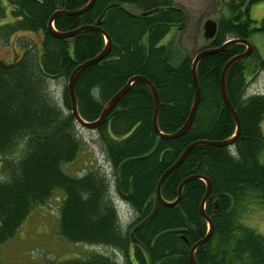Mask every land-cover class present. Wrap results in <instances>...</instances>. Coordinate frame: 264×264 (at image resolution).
Returning <instances> with one entry per match:
<instances>
[{"label": "trees", "instance_id": "trees-1", "mask_svg": "<svg viewBox=\"0 0 264 264\" xmlns=\"http://www.w3.org/2000/svg\"><path fill=\"white\" fill-rule=\"evenodd\" d=\"M89 1L0 0V41L13 50L9 60L0 56V244L16 235L34 207L59 197V233L72 242L110 246L114 253L88 251L49 264H191L190 248L209 232L200 210L209 179L212 190L205 212L213 230L196 248L197 262L264 264V232L242 221L250 206L264 209V92L246 91L250 57L235 62L226 77L240 134L230 145H196L161 186L163 198L173 201L185 178L200 176L185 183L178 204L193 227L185 226L176 206L160 203L152 219L132 230L153 211L161 175L189 144L221 141L236 133V120L221 95L220 75L230 58L247 49L241 41L205 55L197 64L200 102L184 134L165 138L156 132L153 94L145 82L134 80L95 129L110 172L93 166L72 176L66 170L86 143L71 111L67 84L58 96L53 82L67 83L78 64L104 49L106 39L92 29L57 37L48 25L56 11H73ZM259 1L264 0H225L226 13L218 19L216 35L193 53L183 49L174 33L163 41L172 27L181 30L188 19L174 0H95L81 14H59L53 20L57 31L95 24L101 17V27L111 37L109 53L76 75L80 115L87 121L97 119L133 76L142 75L159 92L160 132L174 133L193 105L195 55L264 33V19L256 25L250 15ZM257 51L254 48L258 65H252L264 70V53ZM111 191L130 194L122 196L130 216L121 224Z\"/></svg>", "mask_w": 264, "mask_h": 264}, {"label": "rangeland", "instance_id": "rangeland-1", "mask_svg": "<svg viewBox=\"0 0 264 264\" xmlns=\"http://www.w3.org/2000/svg\"><path fill=\"white\" fill-rule=\"evenodd\" d=\"M174 2L175 5L185 9L188 19L183 29L179 30L172 27V30L163 41L166 42L174 33L176 40H179L184 46L183 49L185 48L193 53L203 45L206 39L204 37L205 21L212 19L218 22V19L226 13L225 0H174ZM250 15L252 19L257 21L255 24L260 25L264 19V1L255 3L251 8ZM177 31H183V33H176ZM249 40L261 54L264 53V33L256 32ZM12 54L13 50L0 41V56L9 60ZM254 54L256 55L255 52ZM254 61L255 58L247 59V77L249 80L247 93L264 92V70H257L256 67H253ZM65 84L66 81L64 80H54L53 88L58 96L61 93L63 94ZM262 126L264 131V121ZM80 130L85 137L86 149L79 153L75 161L65 165L66 170L72 176H78V174L89 170L93 166H103L107 172H110L103 146L98 140L95 130L84 127ZM262 159L264 161V151ZM60 191V193L63 192V190ZM110 193L119 208L121 214L119 221L121 224L125 218L130 216L129 208L122 199L123 195L113 191ZM59 203L60 198L53 197L45 204L34 207L16 235L0 244L1 264H49L50 262L58 263L67 258L80 256L88 251H98L110 255L114 253L110 246L72 242L62 236L58 230ZM242 221L257 229L258 232H264V209L258 205H254L253 208L250 206L247 211L242 213ZM118 259L121 262V256Z\"/></svg>", "mask_w": 264, "mask_h": 264}, {"label": "water", "instance_id": "water-1", "mask_svg": "<svg viewBox=\"0 0 264 264\" xmlns=\"http://www.w3.org/2000/svg\"><path fill=\"white\" fill-rule=\"evenodd\" d=\"M94 2H95V0H90L85 6L79 8V9L73 10V11L58 10L52 15V17L49 21V25H48L51 33L57 37L66 38V37H70L76 33H79L81 31L92 29V30H97V31L102 32L106 38V46L104 47V49L99 54H97L96 56L89 58V59L85 60L84 62L78 64L68 78L67 89H68L69 97L71 99L72 113H73L76 121H78V124L84 128H87L90 130H95L99 125H101L102 123H104L106 121L108 114L116 106L119 99L126 93L130 84L134 80H142L143 82H145L150 87V90L153 94L154 105H155V109H154V113H153V126L157 132L161 133L160 129H159V124H158V113H159V108H160L159 92H158V89L156 88V86L147 77L142 76V75L133 76L129 80V82L106 103V105L104 106V108L102 110V113L100 114V116L97 119H95L93 121H87L81 117L79 110H78L77 96H76L75 88H74L76 75L82 68L103 59L109 53V50L111 48V37L106 33V31L104 29H102V27H101V19L102 18L101 17L98 19L97 23H95V24L82 25V26H80L76 29L70 30V31H57L54 28L53 20L61 13H69V14H73V15L81 14L82 12L90 9L93 6ZM217 29H218L217 21L212 20V19H207L204 23V37L206 39L213 38L217 33ZM240 41L247 44V46H248L247 49L244 52L237 54V55L233 56L232 58H230L225 63V65L221 71V75H220L221 95H222V98H223L226 106L231 111V113L233 114V116L236 120V123H237L236 133L234 134L233 137H231L229 139L221 140V141L198 140V141H195V142L189 144L185 148V150L182 152L179 159L163 173V175L160 178L159 183L157 185V189H156V207H155L153 213L151 215H149L146 219H144L141 223L147 221V219L152 218L156 214L159 204L162 203L163 205L176 206L177 211H178L180 217L182 218V220L184 221V223L189 228L193 227L192 224H190L188 219L185 217L184 213L182 212V210L178 204H179L180 199L182 197V188L185 185V183L194 177H200V176L199 175H193V176H189V177L185 178L179 186L178 197L176 199H174L173 201H170V202L164 200L162 193H161V186H162V183H163L164 179L166 178V176L184 160V158L187 156L188 152L193 147H195L196 145L201 144V143H209V144H214V145H230L235 141V138L240 134L241 122H240L239 115L237 114L236 110L234 109V107L231 103L230 97L228 95L227 86H226V77H227V73H228L229 68L235 62H237L238 60L245 58V57L252 54L254 47L251 45L249 40H247V39L229 40L228 42L224 43L220 47L205 48V49H202L201 51H199L195 55V57L193 59V64H192L193 75H194V84H195V97H194V101H193V105H192L189 117L186 120V122L183 124V126L181 128H179L177 131H175L174 133L162 134V136L165 138H174V137H177V136L184 134L192 125L194 118H195V115H196V112H197V109H198V106H199V102H200V85H199L198 76H197V64L199 63V61L205 55H207L209 53H215V52L221 51L222 49H224L228 45H230L234 42H240ZM206 182H207V193L205 194V196L203 197V199L201 201L200 210H201L202 215L209 221V232L207 233V235L205 237L200 239L198 242H196L190 248L189 260H190L191 264H199L196 260V257H195V250L199 245L205 243L208 240V238L211 236L212 230H213V223L210 220L209 216L205 212V202L211 193L212 186H211V182L209 179H206ZM129 195L130 194H126L125 196L129 197ZM132 239L134 242H137V240L134 238L133 235H132Z\"/></svg>", "mask_w": 264, "mask_h": 264}, {"label": "bare ground", "instance_id": "bare-ground-1", "mask_svg": "<svg viewBox=\"0 0 264 264\" xmlns=\"http://www.w3.org/2000/svg\"><path fill=\"white\" fill-rule=\"evenodd\" d=\"M66 84H67V83H66ZM66 86H67V85H66ZM118 92H119V91H118ZM118 92H117V93H118ZM71 111H72V110H71ZM204 114H205V113H204ZM81 117H82V116H81ZM76 122H78V121H76ZM86 129H87V128H86ZM155 130H156V129H155ZM156 132H157V131H156ZM157 133H158L161 137H163V136H162L163 133H159V132H157ZM180 156H181V155H180ZM180 156H179V157H180ZM178 159H179V158H178ZM178 159H177V160H178ZM175 162H176V161H175ZM175 162H174V163H175ZM172 165H173V164H172ZM172 165H171V166H172ZM168 168H169V167H168ZM168 168H167V169H168ZM167 169H166V170H167ZM166 170H165V171H166ZM165 171H164V172H165ZM162 175H163V174H162ZM162 175H161V177H162ZM196 175H197V174H196ZM191 176H193V175H191ZM161 177H160V178H161ZM194 178H196V177H194ZM192 179H193V178H192ZM159 180H160V179H159ZM158 183H159V181H158ZM158 183H157V185H158ZM206 183H207V182H206ZM162 184H163V183H162ZM180 184H181V183H180ZM179 186H180V185H179ZM183 187H184V186H183ZM156 189H157V187H156ZM178 189H179V188H178ZM182 190H183V188H182ZM206 193H207V192H206ZM125 195H126V194H124L123 196H125ZM164 200H166V199H164ZM166 201H168V200H166ZM169 202H170V201H169ZM161 204H162V203H161ZM154 206L156 207V198H155V205H154ZM155 207H154V209H155ZM158 207H159V206H158ZM154 209H153V211H154ZM157 210H158V209H157ZM153 211H152L150 214H148L146 217H144L143 220L146 219L149 215H151V214L153 213ZM153 217H154V216H153ZM153 217H152V218H153ZM152 218H150V219H152ZM150 219H147V221L150 220ZM143 220H141L140 223H141ZM145 222H146V221H145ZM145 222H143V223H145ZM140 223H139V224H140ZM143 223H141L140 225H142ZM189 223H190V222H189ZM139 224H137L132 230H133V231L136 230ZM140 225H139V226H140ZM185 226L188 227L186 224H185ZM188 228H189V227H188ZM116 249H117V248H116Z\"/></svg>", "mask_w": 264, "mask_h": 264}, {"label": "flooded vegetation", "instance_id": "flooded-vegetation-1", "mask_svg": "<svg viewBox=\"0 0 264 264\" xmlns=\"http://www.w3.org/2000/svg\"><path fill=\"white\" fill-rule=\"evenodd\" d=\"M251 8H252V7H251ZM250 11H251V10H250ZM253 46H254V48L257 49V47H256L254 44H253ZM257 50H258V49H257ZM259 52H260V51H259ZM260 53H261V52H260ZM255 57H256V55H255L254 53H253L252 56H250L251 59H252V58H255ZM254 64H255L256 66L258 65L257 62H255ZM248 86H249V80H248ZM256 92H257V91H256ZM124 194H125V193H124ZM124 194H123V195H124Z\"/></svg>", "mask_w": 264, "mask_h": 264}]
</instances>
